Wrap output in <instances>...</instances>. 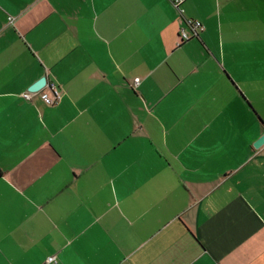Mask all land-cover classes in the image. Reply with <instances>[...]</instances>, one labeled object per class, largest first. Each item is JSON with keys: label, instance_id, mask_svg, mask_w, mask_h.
Instances as JSON below:
<instances>
[{"label": "crops", "instance_id": "1", "mask_svg": "<svg viewBox=\"0 0 264 264\" xmlns=\"http://www.w3.org/2000/svg\"><path fill=\"white\" fill-rule=\"evenodd\" d=\"M263 134L264 0H0V264H264Z\"/></svg>", "mask_w": 264, "mask_h": 264}, {"label": "built area", "instance_id": "2", "mask_svg": "<svg viewBox=\"0 0 264 264\" xmlns=\"http://www.w3.org/2000/svg\"><path fill=\"white\" fill-rule=\"evenodd\" d=\"M175 8L182 13L180 10V2L176 1L174 3ZM13 22L12 17H8V23L11 24ZM186 28H182L179 30V45L185 42H188L189 40L196 38L198 36V31L202 30V26L198 22H194L192 20H186L185 21ZM137 83V82H136ZM135 83V84H136ZM38 95L41 101L47 106V107H56L59 105L62 99V92L60 91V88L53 82H46L43 88H41L40 91L32 93V92H25L21 95V98L24 101L31 102L32 98L34 96ZM47 263L50 264H56L55 257H50L47 259Z\"/></svg>", "mask_w": 264, "mask_h": 264}, {"label": "water", "instance_id": "3", "mask_svg": "<svg viewBox=\"0 0 264 264\" xmlns=\"http://www.w3.org/2000/svg\"><path fill=\"white\" fill-rule=\"evenodd\" d=\"M47 80L46 78H42L39 81H37L36 83H34L29 89V92L35 93L41 90V88L44 87V85L46 84ZM264 144V134L257 139L254 143H253V148L254 149H258L259 147H261Z\"/></svg>", "mask_w": 264, "mask_h": 264}]
</instances>
